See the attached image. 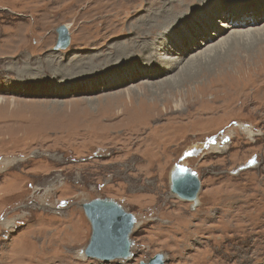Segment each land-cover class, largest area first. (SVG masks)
Wrapping results in <instances>:
<instances>
[{"label": "rangeland", "instance_id": "374dc122", "mask_svg": "<svg viewBox=\"0 0 264 264\" xmlns=\"http://www.w3.org/2000/svg\"><path fill=\"white\" fill-rule=\"evenodd\" d=\"M176 4L185 0H0V51L11 52L0 61V264H139L156 253L165 264H264V28L181 68L204 39L174 62L169 36L200 11L179 17ZM60 24L70 41L55 50ZM259 26L264 20L232 27ZM108 28L103 44L93 40ZM121 44L136 48L116 56ZM156 45L172 56L149 63L161 74L155 80L51 92L54 82L92 77L91 66L103 72ZM68 66L74 73L64 76ZM131 87V101L103 102ZM95 98L102 102L89 104ZM59 102L72 105L54 112ZM227 135L226 150L210 149ZM176 164L198 177L195 203L170 192ZM102 197L134 216L128 259L84 256L91 227L81 204Z\"/></svg>", "mask_w": 264, "mask_h": 264}, {"label": "bare ground", "instance_id": "6f19581e", "mask_svg": "<svg viewBox=\"0 0 264 264\" xmlns=\"http://www.w3.org/2000/svg\"><path fill=\"white\" fill-rule=\"evenodd\" d=\"M200 2H202V0H185V4H183L182 6H180V4L175 5V9L177 10L179 17L183 16L185 13H187L189 8L191 9L189 14H191L192 11L194 9H197V8H200V11H198L199 13L191 16L188 20L183 21L178 26V28L180 30V34L175 35L173 33V34H171V36H169L168 42L170 43V45L173 49L172 55H175L173 58L174 62H179L184 58V56L188 53V52H186L185 48L186 47L189 48L191 46V44L195 43L198 40L197 39L198 35L200 36V38L203 36V38H201V39H204V40L199 42V45H202L204 48L200 49V50L194 52L192 55H190L186 59L185 63L181 66V68H185L186 66L188 67L190 65H194V63H197L199 60H203L206 62V61H208L209 58H211L215 54L216 51L223 50L228 43L239 41V40L247 41L251 37L257 36L258 31L260 29L263 30V28H264V26H259V27L246 28V29H233V27L245 28L246 26H252L255 24H259L261 21H263L264 20V0H210V2L207 5L204 4L203 6H201ZM199 3H200V5L196 6ZM222 9H223L224 14L222 17H218L219 11ZM196 12H197V10H196ZM249 24H251V25H249ZM107 27H109V26H107ZM151 28H153V27H151ZM157 29L158 28L156 26V28L154 30L149 29L150 31L148 30V32L154 33ZM165 29L160 28V31L163 32V34L164 33L166 34L168 32H171L173 28L165 27ZM208 29L210 30L209 34H207V32H206ZM226 29H230L228 34L220 36L217 40L212 41L213 39H215L220 34H223V32ZM136 30H135V32L144 33L143 31H145V27L144 26H136ZM108 35H109V28L106 29L105 39H98L97 38V39H93V40H100L103 44L104 40L107 39ZM212 35H214V38L211 37ZM157 36H158V32H157ZM20 38H23V36L21 35ZM155 39H157V37ZM155 39H153L152 41H149V42L150 43L156 42V41H154ZM210 41H211V43H209ZM130 44H128V45H130ZM146 47L147 46H145V48ZM195 47L196 46H193L191 51ZM134 48H136V47H134V46L128 47L127 45L124 46V44L114 45L113 51L108 50L107 53H105V54L100 53V55L103 57L104 56L107 57L109 55V52L112 51V53L115 54L116 56H121V54L123 52H126V51L130 52ZM149 51H150V54H148V55H146V54L132 55V56H130V60L124 62L123 64L117 63V62H115V63L111 62L114 64L109 69H106L103 72L101 71V69L98 70V67L101 68L103 65L98 66V67L91 66L92 69L97 70L93 73L94 76L86 77L84 79L83 78L82 79H73L70 82H65V81L59 80V81L54 82L52 84V85H54V87L52 88L51 92L57 93V94H66L67 92H70V91H74V92H78V93H85V92H90V90H91V92H93L94 89L99 90V87L101 88V86H102V88H101L102 90L112 89V87L115 88L119 85H126L128 82H131L133 80L136 81V79L143 80V81L140 80L141 81L140 83L155 80V79L159 78V76H161V74H159V72H157V69H153L154 67L152 65H150L149 63L153 62L154 64L157 65L160 63L159 61H162L163 58H170V56H172V55H165V54L162 55L161 47H159L157 45L152 47ZM158 51L161 54L159 59L157 58L158 56L156 57ZM10 53L0 51V61H4L6 59V57H8L10 55ZM100 55H99V53L96 54V56H100ZM142 56H144V57H142ZM104 58H102L100 61H98L97 59L96 60L91 59V60H89L88 65H93V61L101 62V61H103ZM136 59H140L142 61L146 60L147 62L146 63H140L138 61H134ZM29 60H31V58ZM102 63L104 64V62H102ZM46 65H47L48 70L54 71L53 70L54 64H51L49 62ZM56 67L59 68V65L56 64ZM80 67H81V65H80ZM158 68H160V66ZM161 68L163 69V67H161ZM170 69L171 68L169 66H164L163 70L168 71ZM64 71L66 72V74H64V76L65 75H67V76L73 75V73H74L73 66H71V67L68 66V68L65 69ZM7 75H10L9 72L7 73ZM174 78H175V76H172V77L170 76L168 78L166 77L165 81L168 82V81L174 80ZM168 79H171V80H168ZM59 82H60V84H59ZM150 84H152V83H150ZM11 85L18 86L20 84L18 81H14V82L11 81L9 83V86H11ZM96 87H98V88H96ZM119 88H121V86H119ZM127 90H128V93H127V91H123V90L121 92H118V94L113 93L109 97H105L106 99H104L103 102H109L110 103L109 99L111 97H113L112 101H114V99L120 100L124 96L125 97L127 96V99L129 101H131L132 95H130L129 93L132 90H134V87L128 88ZM107 98H109V99H107ZM101 100H102V98L101 99L95 98L92 101H90L89 104L92 103V105H94L95 102L101 103L102 102ZM119 100H118V102H119ZM11 102L13 103L14 101H11ZM67 104L72 105L71 102L55 103L52 106V108L55 109L53 111L54 112L58 111V110L59 111H66L67 107H65V106H67ZM45 105H48V104H45ZM45 105H43V106H45ZM241 128L247 134L251 135L250 127L241 125ZM228 135H230V133ZM228 135L225 136L224 138H221L219 140L220 142H218L217 144H214L210 149H213L217 152H222V151L226 150L227 148H225V146L227 145L226 140H227V138H229ZM221 142H222V144H221ZM9 162L10 161L5 160L4 163L8 164ZM195 201H192V203H195ZM10 223L11 222L8 220L6 222H3V224L5 226H10ZM79 256L83 258L85 256V254L83 256V254H80V252H79Z\"/></svg>", "mask_w": 264, "mask_h": 264}, {"label": "water", "instance_id": "95a60500", "mask_svg": "<svg viewBox=\"0 0 264 264\" xmlns=\"http://www.w3.org/2000/svg\"><path fill=\"white\" fill-rule=\"evenodd\" d=\"M57 39L54 49L65 48L70 41V33L65 24L56 28ZM200 182L197 175L188 167L174 165L170 172V192L177 198L195 201ZM88 219L91 233L84 254L105 262L114 259H128L132 241L129 238L134 226V216L112 198H93L81 204ZM139 264H165L164 255L156 253Z\"/></svg>", "mask_w": 264, "mask_h": 264}]
</instances>
